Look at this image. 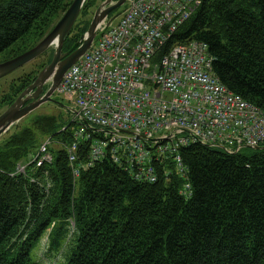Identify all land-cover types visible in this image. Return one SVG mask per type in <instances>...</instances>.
<instances>
[{"label": "trees", "instance_id": "1", "mask_svg": "<svg viewBox=\"0 0 264 264\" xmlns=\"http://www.w3.org/2000/svg\"><path fill=\"white\" fill-rule=\"evenodd\" d=\"M72 1L0 0V62L38 43ZM103 1L85 0L63 52L87 31ZM125 5L109 18L120 16ZM191 41L207 44L213 73L228 90L264 111V0H198L155 56ZM52 53L10 80L0 93V113ZM76 127L75 120L43 115L24 126L19 122L0 138V264H39L30 252L50 227L48 251L58 252L69 218L74 245L61 264H264V144L236 153L201 144L183 148L192 188L185 199L178 193L179 177L137 182L109 159L74 179L64 147L73 142ZM45 138L64 146L51 148L47 194L39 185L42 167L17 171ZM86 144L80 145L79 160Z\"/></svg>", "mask_w": 264, "mask_h": 264}, {"label": "built area", "instance_id": "2", "mask_svg": "<svg viewBox=\"0 0 264 264\" xmlns=\"http://www.w3.org/2000/svg\"><path fill=\"white\" fill-rule=\"evenodd\" d=\"M197 1H127L117 23L65 72L57 87L76 111L73 142L64 147L46 138L17 171L29 164L42 167L39 185L47 194L51 147L63 146L74 179L109 159L137 182L179 177L178 193L188 199L192 188L180 156L183 148L201 144L235 153L264 144V111L218 80L207 44L191 41L155 56ZM83 143L85 158L79 160ZM67 221L73 230V219Z\"/></svg>", "mask_w": 264, "mask_h": 264}, {"label": "water", "instance_id": "3", "mask_svg": "<svg viewBox=\"0 0 264 264\" xmlns=\"http://www.w3.org/2000/svg\"><path fill=\"white\" fill-rule=\"evenodd\" d=\"M127 1L129 0H104L101 2L93 14L87 31L68 51L63 52V42L85 2V0H73L51 30L38 43L23 53L0 62V78H2L37 59L49 49H53L50 62L38 71L33 82L17 96L14 102L0 113V137L44 103H54L71 114L76 113L74 108L53 98V94L65 72L90 49L92 44L106 32L118 17L115 14L109 18V14L124 6ZM29 99L31 100L28 102ZM249 148L262 149L260 146Z\"/></svg>", "mask_w": 264, "mask_h": 264}, {"label": "rangeland", "instance_id": "4", "mask_svg": "<svg viewBox=\"0 0 264 264\" xmlns=\"http://www.w3.org/2000/svg\"><path fill=\"white\" fill-rule=\"evenodd\" d=\"M119 17V15H118ZM117 17V18H118ZM117 18L114 20V24L117 22ZM35 61L33 60L30 63L25 64L20 69H17L10 74L2 77L0 79V93L7 88L8 83L12 78L17 77L22 72L28 71L33 66V63ZM53 98L61 101L64 105L72 107V103L67 100L65 95H59L58 93L53 94ZM62 98V99H60ZM43 115H58L62 118H69L74 119L73 115L71 113L67 112L63 108L59 107L58 105L54 103H44L40 105L38 108L34 109L31 113H29L27 116H25L22 120L19 122L21 123V126L27 125L29 122H31L32 119L43 116ZM19 122L17 124H19ZM15 124L12 126L5 134H3L1 137L11 133L14 130V127L17 125ZM0 137V138H1ZM46 139V138H45ZM44 139V140H45ZM43 140V141H44ZM42 141V142H43ZM55 141V140H53ZM55 231L51 235L50 239H53L55 237V233L57 228L59 227V223H55ZM68 230L67 234L65 235V238L61 241L62 246L58 252H49L48 246H49V231L46 230V232L41 236V238L34 244L33 248L31 249L30 255L31 258L38 262L39 264H61L66 258H68L71 255V248L72 245H74V230L70 228V225H67ZM25 237V235H24Z\"/></svg>", "mask_w": 264, "mask_h": 264}, {"label": "flooded vegetation", "instance_id": "5", "mask_svg": "<svg viewBox=\"0 0 264 264\" xmlns=\"http://www.w3.org/2000/svg\"><path fill=\"white\" fill-rule=\"evenodd\" d=\"M60 99H62V98H60ZM30 100H31V99H29L28 102H29Z\"/></svg>", "mask_w": 264, "mask_h": 264}]
</instances>
